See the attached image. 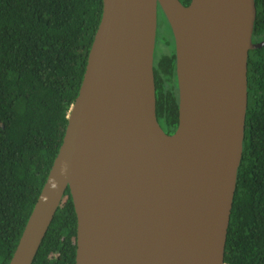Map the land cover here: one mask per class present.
Masks as SVG:
<instances>
[{
  "label": "water",
  "instance_id": "obj_1",
  "mask_svg": "<svg viewBox=\"0 0 264 264\" xmlns=\"http://www.w3.org/2000/svg\"><path fill=\"white\" fill-rule=\"evenodd\" d=\"M179 124L157 116L160 10ZM256 0H103L63 144L10 264H33L70 188L76 264H227L244 153Z\"/></svg>",
  "mask_w": 264,
  "mask_h": 264
},
{
  "label": "trees",
  "instance_id": "obj_2",
  "mask_svg": "<svg viewBox=\"0 0 264 264\" xmlns=\"http://www.w3.org/2000/svg\"><path fill=\"white\" fill-rule=\"evenodd\" d=\"M256 5L258 44L264 0ZM102 16L103 0H0V264H10L59 154ZM154 70L158 120L175 132L176 50L156 47ZM248 95L227 264H264V46L250 51ZM77 237L68 188L33 264H76Z\"/></svg>",
  "mask_w": 264,
  "mask_h": 264
},
{
  "label": "rangeland",
  "instance_id": "obj_3",
  "mask_svg": "<svg viewBox=\"0 0 264 264\" xmlns=\"http://www.w3.org/2000/svg\"><path fill=\"white\" fill-rule=\"evenodd\" d=\"M163 21L159 27L158 51H174L176 50L175 37L168 20L162 17Z\"/></svg>",
  "mask_w": 264,
  "mask_h": 264
},
{
  "label": "flooded vegetation",
  "instance_id": "obj_4",
  "mask_svg": "<svg viewBox=\"0 0 264 264\" xmlns=\"http://www.w3.org/2000/svg\"><path fill=\"white\" fill-rule=\"evenodd\" d=\"M164 22L162 17L159 15V23H158V34H157V46H158V37H159V27H161V23ZM156 46V47H157ZM163 128L165 129V131L169 134H173L174 132H172V130H170L168 127L163 126Z\"/></svg>",
  "mask_w": 264,
  "mask_h": 264
}]
</instances>
